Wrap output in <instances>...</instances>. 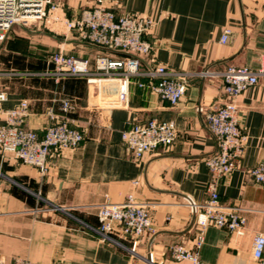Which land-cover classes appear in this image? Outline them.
I'll return each mask as SVG.
<instances>
[{"label": "crops", "instance_id": "1", "mask_svg": "<svg viewBox=\"0 0 264 264\" xmlns=\"http://www.w3.org/2000/svg\"><path fill=\"white\" fill-rule=\"evenodd\" d=\"M69 19L95 0H60ZM117 13L148 14L158 21L151 57L181 72L229 65L256 68L264 55V0H109ZM229 31L228 40L223 36ZM64 50L94 59L101 50L80 43L67 32L43 25H16L0 42V92L4 109L22 100L30 103L26 127L43 136L46 111L59 112L58 99L76 107L84 140L74 150L54 152L46 176L0 152V256L9 264L27 259L38 264H144L150 250L157 264H260L253 258L255 233L264 234V186L253 183L247 171L264 162V82L238 99L246 135L240 168L220 187L222 205L247 219L245 234L210 227L200 249L199 262H175L174 244L193 247L197 228L185 198L198 204L208 200L210 172L205 159L216 152L215 138L203 125L197 107H220L225 101L221 80L192 78L177 106L161 100L134 79L125 108L91 106L97 91L83 79L56 83L41 74L52 66L49 57ZM8 74V75H7ZM10 74V75H9ZM31 77V78H29ZM157 118L175 121L178 136L170 148H159L134 160L122 141L131 123ZM3 118L0 115V124ZM132 195L149 207L152 229L138 242L120 239L123 246L102 242L90 234L98 228L97 214L105 203H121ZM60 207L61 209H58ZM135 250L137 255L130 251Z\"/></svg>", "mask_w": 264, "mask_h": 264}, {"label": "built area", "instance_id": "2", "mask_svg": "<svg viewBox=\"0 0 264 264\" xmlns=\"http://www.w3.org/2000/svg\"><path fill=\"white\" fill-rule=\"evenodd\" d=\"M31 27L43 25L56 33L67 32L80 43L123 54L116 58L100 54L94 61L88 57L68 54L64 50L52 54V66L41 74L12 73V75H42L61 83L68 78H82L89 88L97 91V99L91 106L125 108L129 102L130 86L134 79L146 78V83L136 82L147 88L171 106H177L185 96L192 78L221 80L225 94L224 103L215 109L197 107L207 132L215 138L216 152L205 159L210 172L206 187L208 200L198 204L185 198L197 228L193 247L174 244L170 257L175 262H199L200 249L205 242L206 231L217 227L238 236L245 234L247 219L239 211L222 205L219 187L222 181L240 168L245 153L246 135L241 123L237 99L249 88L264 82V55L256 68L229 65L221 70L203 68L197 72H181L166 64L157 63L151 57L154 45L152 37L158 21L148 14L117 13L109 0H95L84 8L77 18L69 19L60 0H0V42L6 40L14 26ZM229 31L223 36L228 40ZM0 75H2L0 73ZM8 75V74H7ZM10 75V74H9ZM7 94L0 92V152L3 156L36 168L46 176L50 158L54 152L62 154L74 150L84 140L83 130L77 120L70 117L77 110L69 99H58L59 112L54 107L47 109L43 136L26 127L31 116L30 103L22 100L12 108L4 109ZM178 136L175 121L157 118L131 123L122 132V141L134 160H141L159 148L170 150ZM250 180L264 186V162L247 171ZM98 228L89 227V232L102 242L123 246L120 239L128 238L135 243L153 226L149 207L135 201L132 195L121 203H105L98 211ZM137 255L135 250H130ZM252 255L264 264V234L255 233ZM144 264H157L150 250L143 256ZM0 264H8L0 256ZM9 264H38L27 259H16ZM48 264H57L55 262Z\"/></svg>", "mask_w": 264, "mask_h": 264}, {"label": "trees", "instance_id": "3", "mask_svg": "<svg viewBox=\"0 0 264 264\" xmlns=\"http://www.w3.org/2000/svg\"><path fill=\"white\" fill-rule=\"evenodd\" d=\"M94 48H97V49L101 50L102 52H104L105 54H108V55L110 54L111 56L116 57V58H123L124 57V55L123 54H120V53H112V52H109L108 50H103V49H100L98 47H94ZM93 61H94V59H93ZM29 78H31V77H29ZM48 78H51V77H48ZM51 79L53 81H55L54 78H51ZM75 79H82V78H75Z\"/></svg>", "mask_w": 264, "mask_h": 264}, {"label": "water", "instance_id": "4", "mask_svg": "<svg viewBox=\"0 0 264 264\" xmlns=\"http://www.w3.org/2000/svg\"><path fill=\"white\" fill-rule=\"evenodd\" d=\"M58 209H61L60 207H58Z\"/></svg>", "mask_w": 264, "mask_h": 264}]
</instances>
